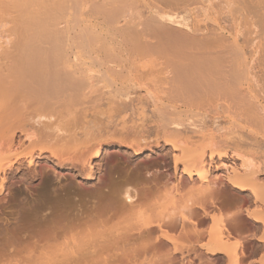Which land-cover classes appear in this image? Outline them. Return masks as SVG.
<instances>
[{
	"label": "bare ground",
	"instance_id": "obj_1",
	"mask_svg": "<svg viewBox=\"0 0 264 264\" xmlns=\"http://www.w3.org/2000/svg\"><path fill=\"white\" fill-rule=\"evenodd\" d=\"M240 132L249 143L231 136ZM110 147L131 166L123 178L103 169ZM156 151L165 176L138 192L132 164ZM43 168L84 188L97 179L85 227L41 185ZM263 177L264 0H0V195L12 180H36L44 196L1 223L0 264L78 255L80 245L86 264H172L197 247L202 264H241L248 254L215 212L242 195L261 230L252 252L264 249ZM28 220L47 233L25 230Z\"/></svg>",
	"mask_w": 264,
	"mask_h": 264
},
{
	"label": "rangeland",
	"instance_id": "obj_2",
	"mask_svg": "<svg viewBox=\"0 0 264 264\" xmlns=\"http://www.w3.org/2000/svg\"><path fill=\"white\" fill-rule=\"evenodd\" d=\"M222 133H224L222 131ZM237 134V135H236ZM240 135V136H239ZM235 139H242L244 142H250L248 136L242 134L241 132L232 134ZM113 149V150H112ZM117 149L115 147L108 148L107 152H110L114 157V161L110 162L106 159V156L103 161V169L106 171L107 175L112 176L113 174L119 175V178H123L124 173L127 170L131 169V166H128L124 160L120 157L119 153L115 151ZM160 151L162 149L160 148ZM160 151H156V154H152L151 158L147 157H139L134 161L135 169L140 172V180L135 181L132 184V187L137 189L138 192L148 191L149 187H153L159 185L161 183V179L164 178L165 173L163 172V168L160 164V158L157 156ZM130 152V151H129ZM158 153V154H157ZM250 154V153H249ZM154 156V157H153ZM141 159V161L139 160ZM147 159L148 161H145ZM144 160V161H143ZM146 162V163H145ZM145 166V167H144ZM100 173H97V176ZM157 174V175H156ZM149 175V177L147 176ZM156 176H159V178ZM74 177V178H73ZM70 176L69 173L64 172L63 175L55 174L50 168H43L42 173V183L41 185L48 184L49 189L55 187L60 194L61 198H64L66 201L68 200V208L71 210V218H72V226L75 228L85 227L89 223L88 214L90 213L91 206L96 200H100L101 196L96 194L95 184L97 183V179L93 180L87 188H84L80 185V180L76 179L75 176ZM148 177V178H147ZM264 179V177H263ZM164 180V179H163ZM36 181V180H35ZM34 184H28L24 182H17L12 180L5 192L0 195V225L1 223H14L15 218L21 213L22 206L27 207L33 200H41L43 199V195L41 194V185L37 184L38 181ZM45 181V182H44ZM96 191V192H95ZM149 193V192H147ZM62 194V195H61ZM65 194V195H64ZM150 196V194L148 195ZM221 196V195H220ZM68 197V199H67ZM230 197V198H229ZM229 201L224 200L220 204V209L215 212L216 217H223L228 220V228L230 232L233 234L234 238H231L230 241L237 242L239 240L244 247V250L247 252L248 256L243 259V263L241 264H257L264 253V249L255 253L252 252V248L257 246L254 245V240L260 235L261 230L260 226L254 225L250 218L246 215L245 210L250 209V202H246L242 195H232L229 196ZM223 199V194L222 198ZM150 199H144L139 204L140 210H147ZM221 201V200H220ZM101 203H98V207L101 208ZM65 211V210H64ZM65 214V213H64ZM58 217H63L60 214ZM116 219V218H114ZM113 220V219H112ZM112 220L109 221L111 224ZM45 222L43 221H25L24 229L30 233H40L46 234L47 230L45 228ZM47 227V225H46ZM258 227V229H256ZM211 225H204L201 227V231L203 232V236L200 239L201 242H206L209 238V230ZM169 235H172L173 242L181 249V250H190L192 247V243L189 239L183 238L180 234L179 229H168ZM38 237V236H37ZM33 239H36L35 237ZM32 239L27 238L26 242H31ZM236 240V241H235ZM138 241H136L137 243ZM173 247V244L167 243L165 246L157 249L158 251L170 250ZM196 247V245H194ZM85 247H78L76 250L78 255H62V252L56 253V251L50 253V255L46 258L43 257L39 259L37 262L31 264H86L85 260H88L89 257L84 255L83 249ZM203 252L201 249L197 247L193 252L190 250L188 255L181 257L178 253L174 255V262L172 264H202L195 257V254ZM205 256V255H204ZM203 256V257H204ZM114 260V264H142L143 258H135V259H117L112 258ZM160 260L152 259L150 264H164L163 262H159ZM249 262V263H248ZM228 264V262L224 263ZM230 264V263H229Z\"/></svg>",
	"mask_w": 264,
	"mask_h": 264
}]
</instances>
